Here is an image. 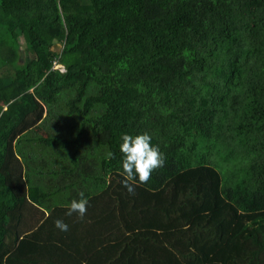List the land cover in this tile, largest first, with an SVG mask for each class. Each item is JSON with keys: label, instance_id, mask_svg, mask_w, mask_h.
Listing matches in <instances>:
<instances>
[{"label": "trees", "instance_id": "16d2710c", "mask_svg": "<svg viewBox=\"0 0 264 264\" xmlns=\"http://www.w3.org/2000/svg\"><path fill=\"white\" fill-rule=\"evenodd\" d=\"M221 1L0 0V264H264V31L199 34ZM142 132L164 165L130 195L119 137Z\"/></svg>", "mask_w": 264, "mask_h": 264}, {"label": "rangeland", "instance_id": "374dc122", "mask_svg": "<svg viewBox=\"0 0 264 264\" xmlns=\"http://www.w3.org/2000/svg\"><path fill=\"white\" fill-rule=\"evenodd\" d=\"M254 1L257 3L254 5V10L256 11L258 18L257 19L253 18V20L247 25L243 23V20L238 13H234L231 11L229 1H227V0L221 1L218 4L216 3L215 5L208 7V9L205 12V17H203V20H205L206 28H205V31L202 30L203 32L200 31L199 34L204 35V36H207V35L212 36L214 33L216 34V31H212L213 25H214V23H220L223 26H226L225 28L231 32L238 30V33H235V34L233 33L234 36L233 35L232 36L226 35L225 43H227V42L231 43L237 37L241 38L242 40L243 39L247 40L248 42H254V41L259 40L260 38H262V36H263L262 34L264 31L261 28L262 26L264 27V0H254ZM192 2L194 3V5L190 4V3L184 4L183 2H181L179 4V8H185V9L190 10L193 7H196L195 6L196 3L194 1H192ZM257 6L260 9L256 8ZM187 21L188 20H186V23H187ZM168 22H169V24L167 26H173L174 27L173 32L174 31L175 32L173 33V35H174L173 37L183 39L182 40L183 42H185L187 39L190 38L189 32L187 30V28L189 26L180 27V25L177 23L176 19L171 21L174 23V25H172V23L170 21H168ZM235 26H240V27L238 29H235ZM175 28H177L178 30H175ZM256 30H258V31H256ZM175 38H173V39H175ZM153 39H154V37H152L150 40H148L146 38H141V37L137 36V40H140L138 42V44H141V46H144L145 49L156 48V46H155L156 41H154ZM221 41H223L222 38L220 39V42ZM188 42H190V41H187V43ZM263 45H264V42H263ZM55 48L58 50L61 49L60 45H57ZM257 49H258V54L264 58V46H259ZM179 50H180V48H178V51ZM261 66H262V69H264V65H261ZM57 67H62V65L61 64L57 65L56 68ZM117 67H119V66H117ZM263 80H264V78H263ZM262 84H264V83H262ZM161 109H162V112H161V117H162L164 115L163 105H162ZM129 119H131V118H129ZM194 120H195V118L193 119V121ZM232 123H233V125H240V124H236V121H233ZM53 131H55V129L51 130L50 134ZM236 131H238V130L236 129ZM88 132L89 131L87 129L86 133L88 134ZM186 133L188 136L194 137L196 132L188 130V132H186ZM41 134L43 135L44 131ZM48 134L49 133L46 134L45 139L48 138L47 137ZM241 136H242V139L244 138L246 140V142H248L249 137H251V138L253 137V139L257 138V136H255V134L252 131H250V129H248L247 134H243ZM54 137H55V135H54ZM82 139L84 140L86 138L83 136ZM199 139H200L199 137H196L195 141L199 140ZM58 140L62 141L61 135L58 136ZM263 142H264V137L257 139V141H255L254 143H251V145H250L251 150L248 152L250 153V155L252 157H254L253 156L254 154H257L258 147L260 146V144H264ZM247 146L248 145H245L246 149H244V150H247V148H248ZM244 162H248V161L244 159L243 163ZM229 165L230 164L221 163L219 166L221 169H229L230 168ZM244 166H247V164L245 163Z\"/></svg>", "mask_w": 264, "mask_h": 264}, {"label": "clouds", "instance_id": "9594fccd", "mask_svg": "<svg viewBox=\"0 0 264 264\" xmlns=\"http://www.w3.org/2000/svg\"><path fill=\"white\" fill-rule=\"evenodd\" d=\"M119 141L121 184L128 194L134 195L136 187L146 183L154 170L163 167L164 156L159 147L152 143V136L148 132L122 133ZM79 197L68 203L66 216L75 214L83 219L89 202L83 193ZM54 227L60 232L69 230V225L61 219L54 221Z\"/></svg>", "mask_w": 264, "mask_h": 264}, {"label": "built area", "instance_id": "2783aa9c", "mask_svg": "<svg viewBox=\"0 0 264 264\" xmlns=\"http://www.w3.org/2000/svg\"><path fill=\"white\" fill-rule=\"evenodd\" d=\"M57 65H60V64L57 63V62L54 63V64H53V69H58L60 72H64V67L62 66L63 68H62V67H57V68H56Z\"/></svg>", "mask_w": 264, "mask_h": 264}]
</instances>
